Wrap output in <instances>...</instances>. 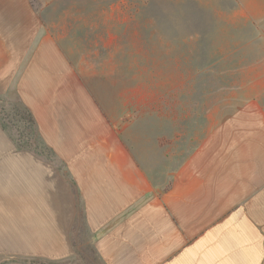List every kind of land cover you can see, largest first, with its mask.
<instances>
[{
  "label": "crops",
  "instance_id": "1",
  "mask_svg": "<svg viewBox=\"0 0 264 264\" xmlns=\"http://www.w3.org/2000/svg\"><path fill=\"white\" fill-rule=\"evenodd\" d=\"M82 15L63 10L57 30L33 0H0V95L41 145L0 126V264H264V108L182 149L125 119Z\"/></svg>",
  "mask_w": 264,
  "mask_h": 264
},
{
  "label": "rangeland",
  "instance_id": "2",
  "mask_svg": "<svg viewBox=\"0 0 264 264\" xmlns=\"http://www.w3.org/2000/svg\"><path fill=\"white\" fill-rule=\"evenodd\" d=\"M33 1L57 30L63 10L83 12L75 24L90 25L102 70L116 71L125 119L157 123L182 149L230 112L264 108V0ZM0 126L18 146L40 149L26 109L1 95Z\"/></svg>",
  "mask_w": 264,
  "mask_h": 264
},
{
  "label": "trees",
  "instance_id": "3",
  "mask_svg": "<svg viewBox=\"0 0 264 264\" xmlns=\"http://www.w3.org/2000/svg\"><path fill=\"white\" fill-rule=\"evenodd\" d=\"M28 116H29V119L31 120V122L33 123V121H32V118H31V116H30V114L28 113Z\"/></svg>",
  "mask_w": 264,
  "mask_h": 264
}]
</instances>
